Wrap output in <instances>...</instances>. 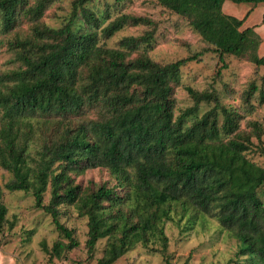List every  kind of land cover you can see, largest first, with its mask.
I'll return each mask as SVG.
<instances>
[{
	"label": "trees",
	"instance_id": "obj_1",
	"mask_svg": "<svg viewBox=\"0 0 264 264\" xmlns=\"http://www.w3.org/2000/svg\"><path fill=\"white\" fill-rule=\"evenodd\" d=\"M54 1L0 0V33L21 18L31 23L28 35L6 41L16 66L0 71V167L11 174L5 188L32 191L36 206L67 239L53 243L51 256L61 259L79 245L58 220L57 207L72 204L87 217L88 255L106 239L96 264H113L138 243L158 242L165 253L164 223L200 215L215 217L237 240L230 264H264V202L258 193L264 166L247 156L250 140L237 132L241 115L214 93L190 86L185 89L193 105L174 112L181 68L199 54L153 60L147 54L152 30L106 46L103 41L125 26L153 21L126 13L109 18L107 9L88 7L92 0H73L63 25L49 27L40 18ZM157 1L183 16L220 61L230 54L264 66L256 25L242 28L251 10L238 18L223 12L225 0ZM201 102L213 105L199 115ZM94 168L106 169L112 184L81 191L73 175ZM7 211L0 187V232Z\"/></svg>",
	"mask_w": 264,
	"mask_h": 264
},
{
	"label": "rangeland",
	"instance_id": "obj_2",
	"mask_svg": "<svg viewBox=\"0 0 264 264\" xmlns=\"http://www.w3.org/2000/svg\"><path fill=\"white\" fill-rule=\"evenodd\" d=\"M34 2L28 0L29 5ZM72 3L73 0H55L45 9L40 18L41 23L59 28L69 18ZM87 5L98 13H105L107 9L109 18L126 13L153 21L151 25L125 26L103 41L108 47H117L118 41L124 36H137L152 30L154 38L147 54L153 60L167 63L199 54L198 61H189L181 68V85L174 89L175 114L193 105L185 86L214 93L222 105L235 108L241 115L237 132L250 140L247 156L264 166V101L261 100L264 66H256L245 57L230 54L224 55L223 61H220L218 54L210 50L183 16L165 8L157 0H92ZM248 9L251 10L250 16L242 28L253 25L259 27L256 30L261 38L258 54L264 55V3L253 5L225 0L222 4L223 12L238 18L243 17ZM30 25L26 18H21L12 30L0 33V71L16 66L6 41L16 33L28 35ZM252 87L255 89L248 95ZM212 105V102H201L199 115ZM89 116L96 115L89 113ZM219 119L221 121L222 117ZM34 145L37 146V143ZM33 155L37 157L35 153ZM72 178L73 184H78L81 191L113 182L104 168L89 169ZM10 179L11 174L0 167V187L8 210L7 225L11 224L10 228L6 225L0 232V264H96L106 239L98 240L92 255H88L85 247L86 216L80 215L72 204L57 207L59 222L73 231V237L79 245L66 251L63 258H55L50 253L53 243L60 239L67 242V239L55 227L51 215L44 208L36 206L32 191H8L5 188V183ZM258 193L264 202V188H260ZM49 200L47 186L43 193V204H48ZM164 233L168 238L165 253L158 242H149L147 246L138 243L113 264H230L238 244L221 228L218 220L209 215L197 216L194 221L174 217L164 223Z\"/></svg>",
	"mask_w": 264,
	"mask_h": 264
},
{
	"label": "crops",
	"instance_id": "obj_3",
	"mask_svg": "<svg viewBox=\"0 0 264 264\" xmlns=\"http://www.w3.org/2000/svg\"><path fill=\"white\" fill-rule=\"evenodd\" d=\"M248 10H250V9H248ZM248 10H247V11H248ZM247 11H246V12H247ZM243 16H244V15H243ZM248 16H250V15H248ZM248 16H247V18H248ZM258 29H259V27L256 26V27H255V31H256V30L258 31ZM257 31H256V32H257ZM257 33H258V32H257ZM258 35H259V34H258Z\"/></svg>",
	"mask_w": 264,
	"mask_h": 264
}]
</instances>
